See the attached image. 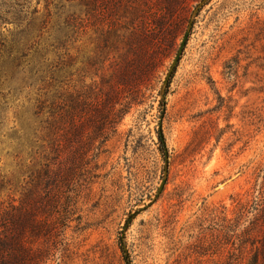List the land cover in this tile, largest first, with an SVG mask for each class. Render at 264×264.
I'll list each match as a JSON object with an SVG mask.
<instances>
[{"label":"rangeland","instance_id":"374dc122","mask_svg":"<svg viewBox=\"0 0 264 264\" xmlns=\"http://www.w3.org/2000/svg\"><path fill=\"white\" fill-rule=\"evenodd\" d=\"M149 4L146 19L179 6L164 38L130 34L134 14L104 1L47 49L53 133L66 124L47 180L30 167L58 139L32 115L42 85L0 77V203L24 202L21 264H215L223 217L256 218L247 233L261 237L264 0ZM76 8H50L48 32ZM15 27L1 22L0 39Z\"/></svg>","mask_w":264,"mask_h":264},{"label":"trees","instance_id":"16d2710c","mask_svg":"<svg viewBox=\"0 0 264 264\" xmlns=\"http://www.w3.org/2000/svg\"><path fill=\"white\" fill-rule=\"evenodd\" d=\"M40 0H37L39 3ZM43 11L34 8L30 12H25L26 15H22L27 0H0V23L6 22L7 18L11 19L15 28H18L13 34V38L8 42L4 39H0V77H4L9 85L20 84L21 87H34L36 84H41L35 97L34 112L32 115L34 118H43L40 120L41 129L48 135L57 134L58 139L52 138V144L39 146L42 148L43 155L37 157L38 153L33 152V159L30 165L33 170V179L37 180L43 175V177L37 181L43 179H49L50 173H52V167L50 165L49 154L52 153V149H59L62 147V141L60 137L64 131H66V124H62L61 127H57V131L53 133L55 122V108L61 105L55 101V98L51 96L50 101L45 90L52 79V70L50 63L46 62V54L48 48H55L57 46H63V43L58 39L60 37L62 42H65L70 27L76 24L82 26L87 18H83V14L97 13L102 5V2L109 1L114 4V8L121 7L125 11H131L133 20L130 24L132 35H150L151 31L156 29V36L158 39L164 38V35H168L170 27L174 25L168 24V21H173L176 17V11L159 10L162 14V18L158 19H146L148 12H151V5L149 2L152 0H43ZM77 7V14L66 13L62 20V27L59 29H53V33L48 32V27L52 16H50V8L53 10L52 15L64 14L62 11L64 8ZM109 11V10H108ZM172 12V13H171ZM166 13V14H165ZM166 15V16H165ZM95 16V15H94ZM189 19L186 21L188 22ZM85 26V25H83ZM168 30V31H166ZM172 30V29H171ZM173 32V31H172ZM46 33L47 36L43 38ZM57 34H59L57 36ZM131 36V35H129ZM55 42H58L54 46ZM49 77V79L47 78ZM163 103V102H161ZM65 106L64 104H62ZM67 110L61 107V111L58 115H61V119L66 120L68 116ZM28 120V118H26ZM159 139L163 142V136L161 132L158 133ZM56 136V135H55ZM23 200L19 199L17 204L10 203L8 206H3L0 203V264H21L19 260L22 259L20 254L21 244L23 242ZM263 213L261 215V237L254 238L251 233L247 231L252 228L256 218L249 222V226L244 227L245 220L238 218L223 217L218 230L219 237L221 236L223 244L228 247L226 257L222 261H217L215 264H264V203ZM222 224V225H221ZM14 251L12 255H5L4 252Z\"/></svg>","mask_w":264,"mask_h":264},{"label":"water","instance_id":"95a60500","mask_svg":"<svg viewBox=\"0 0 264 264\" xmlns=\"http://www.w3.org/2000/svg\"><path fill=\"white\" fill-rule=\"evenodd\" d=\"M186 38H187V34H185L184 37H183V40H182V42H181V44H180V49H181V48L183 47V45L185 44Z\"/></svg>","mask_w":264,"mask_h":264}]
</instances>
